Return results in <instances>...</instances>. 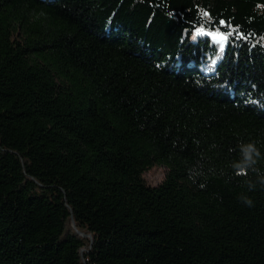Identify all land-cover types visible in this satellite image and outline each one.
<instances>
[{
  "label": "trees",
  "instance_id": "16d2710c",
  "mask_svg": "<svg viewBox=\"0 0 264 264\" xmlns=\"http://www.w3.org/2000/svg\"><path fill=\"white\" fill-rule=\"evenodd\" d=\"M0 264H264V0H0Z\"/></svg>",
  "mask_w": 264,
  "mask_h": 264
},
{
  "label": "rangeland",
  "instance_id": "374dc122",
  "mask_svg": "<svg viewBox=\"0 0 264 264\" xmlns=\"http://www.w3.org/2000/svg\"><path fill=\"white\" fill-rule=\"evenodd\" d=\"M209 36L212 38L213 41L220 44V38L217 35V33H209ZM221 45V44H220ZM226 47V43H224V47L222 52H224ZM208 70H211V67H208ZM166 168L163 165H156L153 169L146 171L144 173V176L149 184L151 185H157L159 184L163 178L165 177Z\"/></svg>",
  "mask_w": 264,
  "mask_h": 264
},
{
  "label": "snow or ice",
  "instance_id": "6c2138e0",
  "mask_svg": "<svg viewBox=\"0 0 264 264\" xmlns=\"http://www.w3.org/2000/svg\"><path fill=\"white\" fill-rule=\"evenodd\" d=\"M204 15L207 16L208 14H207V13H204ZM221 23L223 24L224 22H221ZM217 35H218L219 38H220L221 51H222V50H223V47H224V43L227 42V38H228L229 35H231V33H227V34H225V33H220V32H219V29H218V30H217Z\"/></svg>",
  "mask_w": 264,
  "mask_h": 264
},
{
  "label": "clouds",
  "instance_id": "9594fccd",
  "mask_svg": "<svg viewBox=\"0 0 264 264\" xmlns=\"http://www.w3.org/2000/svg\"><path fill=\"white\" fill-rule=\"evenodd\" d=\"M251 203H252V202H251L250 200L247 201V204H248L249 206H251Z\"/></svg>",
  "mask_w": 264,
  "mask_h": 264
}]
</instances>
